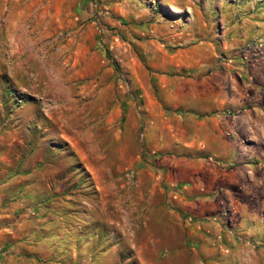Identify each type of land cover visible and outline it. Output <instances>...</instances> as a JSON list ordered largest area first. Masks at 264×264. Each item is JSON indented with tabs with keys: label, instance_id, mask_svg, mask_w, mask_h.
Segmentation results:
<instances>
[{
	"label": "rangeland",
	"instance_id": "rangeland-1",
	"mask_svg": "<svg viewBox=\"0 0 264 264\" xmlns=\"http://www.w3.org/2000/svg\"><path fill=\"white\" fill-rule=\"evenodd\" d=\"M0 264H264V0H0Z\"/></svg>",
	"mask_w": 264,
	"mask_h": 264
}]
</instances>
